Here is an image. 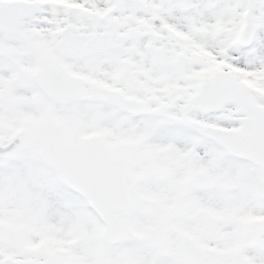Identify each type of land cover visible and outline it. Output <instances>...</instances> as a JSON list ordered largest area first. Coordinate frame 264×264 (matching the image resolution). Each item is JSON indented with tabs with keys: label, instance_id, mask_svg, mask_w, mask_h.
<instances>
[{
	"label": "snow or ice",
	"instance_id": "6c2138e0",
	"mask_svg": "<svg viewBox=\"0 0 264 264\" xmlns=\"http://www.w3.org/2000/svg\"><path fill=\"white\" fill-rule=\"evenodd\" d=\"M0 264H264V0H0Z\"/></svg>",
	"mask_w": 264,
	"mask_h": 264
}]
</instances>
